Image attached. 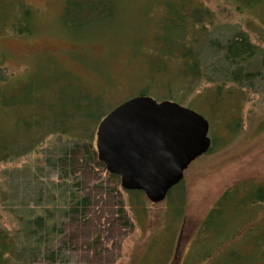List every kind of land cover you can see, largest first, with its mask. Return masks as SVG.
Here are the masks:
<instances>
[{"label": "rangeland", "instance_id": "374dc122", "mask_svg": "<svg viewBox=\"0 0 264 264\" xmlns=\"http://www.w3.org/2000/svg\"><path fill=\"white\" fill-rule=\"evenodd\" d=\"M241 1L87 0L84 6L93 8V13L74 14L64 11L65 0H0V90L10 86L16 100L27 86L46 91L48 85L58 96L87 100V115L98 121L146 90L153 100L176 102L209 123L213 150L189 166L184 180L162 203L151 204L142 192L121 191L134 231L123 242L115 264H203L208 254L212 258L219 255L212 263L264 264V241H256L257 232L264 233V206L257 209L249 200L237 198L243 196L241 189L264 186V103L251 96L234 115L239 123L237 131L230 133L225 128L232 120L230 109L224 116L212 118L206 106L194 107L196 94L167 91L161 80L151 83L146 75L153 51L151 40L158 35L157 24L164 20L168 3L185 2L190 11L203 6L214 22V28H209L213 37L224 39L243 32L264 51V0L253 5ZM99 6L105 11L96 14ZM15 26L25 30L16 34L11 29ZM97 126L83 122V127L73 132L82 138L80 143L73 134L44 141V136L38 135L34 154L0 164V186L5 192L10 190L7 197L35 204L39 191L57 181L53 169L56 157L75 144L84 145L88 136L95 148ZM232 189L235 200L225 201L222 210L209 220H217L220 213V232L203 229L209 209ZM40 198H45L44 204L48 202V197ZM14 205L12 200L6 202L7 207L0 203V226L9 232L18 227L11 210ZM230 253H236L235 263L228 258ZM63 257V264H82L68 252Z\"/></svg>", "mask_w": 264, "mask_h": 264}, {"label": "trees", "instance_id": "16d2710c", "mask_svg": "<svg viewBox=\"0 0 264 264\" xmlns=\"http://www.w3.org/2000/svg\"><path fill=\"white\" fill-rule=\"evenodd\" d=\"M86 1L65 0L66 13L84 10L93 13V8L84 6ZM257 1L246 2L253 5ZM187 5L185 2L166 5V16L157 24L158 35L151 40L153 51L146 64V75L151 83L161 80L167 91L196 94L194 107L206 106L212 118L217 114L224 116L230 109L232 120L225 123V128L233 133L238 122L234 115L239 114L251 96L264 103V51L243 32L224 39L213 37L209 30L214 28L211 13L203 6L190 11ZM100 11L105 8L95 9L96 14ZM11 29L16 34L25 30L19 31L20 26ZM190 85H194L193 89ZM44 88L46 91H34L27 86L17 100L10 86L0 90V164L34 154L38 135L44 136L43 141L72 135L83 127V122L99 124L105 116L92 121L87 115L90 106L87 100H78L74 95L64 98L48 85ZM140 95L148 97L146 90ZM176 101L180 103L178 97ZM73 137L77 143L82 142L81 137L74 134ZM87 138L84 145L75 144L56 157L53 169L57 181L39 191L40 196L48 197L46 204L42 201L45 198L36 194L37 201L32 206L27 199L15 202L7 197L10 190L5 192L0 186V203L4 207L9 200L15 203L11 210L18 225L13 232L0 226V264H63L64 252L82 264H115L134 225L122 197L120 179L109 174L98 161L91 136ZM212 150L213 147L207 154ZM234 189L221 195L209 209L205 217L208 221L204 219L201 224L203 229H211L214 234L220 232V213L217 220L212 223L209 220L222 210L225 201L235 200ZM240 192L243 196L238 199L249 200L257 209L264 206V186ZM236 204L233 203L234 208ZM260 233L257 232L256 241H264V233ZM217 256L206 255L203 264H220L212 263ZM236 256L235 253L228 258L234 262Z\"/></svg>", "mask_w": 264, "mask_h": 264}, {"label": "water", "instance_id": "95a60500", "mask_svg": "<svg viewBox=\"0 0 264 264\" xmlns=\"http://www.w3.org/2000/svg\"><path fill=\"white\" fill-rule=\"evenodd\" d=\"M208 134V121L195 111L140 95L99 122L95 150L122 190L142 192L151 204H159L189 166L209 152Z\"/></svg>", "mask_w": 264, "mask_h": 264}, {"label": "flooded vegetation", "instance_id": "af4514ba", "mask_svg": "<svg viewBox=\"0 0 264 264\" xmlns=\"http://www.w3.org/2000/svg\"><path fill=\"white\" fill-rule=\"evenodd\" d=\"M64 5H65V2H64ZM64 11H66V8H65V6H64ZM183 180H184V178H183ZM183 180H182V181H183ZM182 181H181V182H182Z\"/></svg>", "mask_w": 264, "mask_h": 264}]
</instances>
